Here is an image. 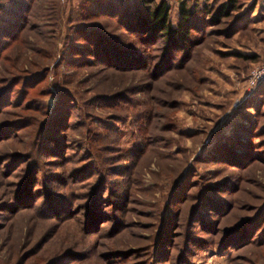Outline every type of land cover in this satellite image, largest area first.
<instances>
[{"label":"rangeland","instance_id":"374dc122","mask_svg":"<svg viewBox=\"0 0 264 264\" xmlns=\"http://www.w3.org/2000/svg\"><path fill=\"white\" fill-rule=\"evenodd\" d=\"M141 1L0 0V81L9 82L0 88L10 87L0 125L47 121L39 134L0 131L15 133L0 142V159L37 164L27 185L25 164L10 171L0 160V264H264V82L245 85L264 58V0H237L216 22L197 13L188 43L169 53L112 18L111 5L119 18ZM163 1L174 25L177 2ZM94 32L137 58L107 47L94 56ZM41 70L40 82H11ZM100 177L90 214L78 198ZM246 220L253 228L223 242Z\"/></svg>","mask_w":264,"mask_h":264},{"label":"trees","instance_id":"16d2710c","mask_svg":"<svg viewBox=\"0 0 264 264\" xmlns=\"http://www.w3.org/2000/svg\"><path fill=\"white\" fill-rule=\"evenodd\" d=\"M177 2V18H176V22L174 25H172L169 22V8L167 6V4L165 3V1L160 0L158 1V3L150 6L149 2H143V0L141 1L142 3H140V5L135 6L134 10L132 11H126L123 13L122 17L118 18V6L117 5H111V8L113 11V16L112 18H117L116 22L123 27L124 25H129L130 29L133 28L135 30V32L138 33H142L144 35H142L143 37L141 38V41L146 43V42H155V41H162L167 49V52H172L175 49H178L179 47H181L182 45H185L188 43V34L189 31L192 30V25H193V20H194V16L197 13H201L206 15H210V20L213 22H216L217 20H219L222 17H226L228 16L230 13H232L235 10H238V3L237 0H224L223 2H221L220 4H218L216 6V8H214L213 10H208L207 7L203 6L201 8H195V7H186L185 2L187 0H175ZM98 9H103L102 6H96ZM111 10V11H112ZM212 11V12H211ZM101 15H99L100 17ZM100 33L94 32V33H90L89 37L91 38V43L93 45V52H94V56L95 54H97L96 52H104V54H106L107 52H109V50H106L107 48H110V50H112L113 52H117V57L119 59L122 60H126V61H130L132 58H137L134 54H130L129 52L127 53L126 51H121L118 49H114L113 45L110 43V40L108 38H106L105 36H103L102 34L98 35ZM166 57V54L164 53V56ZM251 60L254 59V57L250 58ZM133 60V59H132ZM20 70V69H18ZM17 72V71H16ZM23 74H26V76H24ZM13 76V75H12ZM21 76H24V78H31L33 80V82H40L42 81V79L45 77V70H41V71H35L33 73L30 72H23V73H18L14 75V78L11 82H17V81H21ZM26 80V79H25ZM9 83L8 81H0V84H6ZM11 84V83H10ZM10 87H1L0 88V112L1 109L6 107L7 105H9V101H8V95H7V91L9 90ZM15 103V102H14ZM15 104H18V102L16 101ZM20 106V109H23V106L21 107L20 104H18ZM33 107V106H32ZM28 111L31 110L30 106L29 109H27ZM24 111V109L22 110ZM32 111V110H31ZM36 112H40L41 110H38V108L35 110ZM45 114V113H44ZM46 116V114L44 115V117ZM59 118H53V120H50V124H53L54 128H52L51 131L55 130V129H59L60 130V123H61V116L59 114ZM46 120V119H45ZM53 121V122H52ZM60 121V122H59ZM36 121L33 119H29V118H19V119H15L14 121H12L11 123H7V124H3L0 125V131L3 130L4 128H6V130H8L10 132V129L15 128V129H19V130H23V129H35V132L37 134L40 133V130L42 128L43 125H46L47 121L43 122V123H35ZM49 122V121H48ZM45 123V124H44ZM62 126H65L64 123L62 124ZM51 127H48L47 130L49 131ZM14 132V131H13ZM11 133L10 136H3L0 137V142L2 141H6L8 139H12V137L15 136V133ZM16 132V130H15ZM52 133V132H51ZM10 134V133H9ZM41 135H39L38 137H40ZM42 141V139H40V142ZM50 150V149H49ZM55 153H56V149ZM246 150L248 151V148H246ZM29 159L30 157L28 156H24V155H5L4 157H2L0 160L2 162V164H7V170L13 171L15 170L16 167H18L21 164H25V171H24V178L25 179V184H32L33 183V179L36 178L35 174L37 173V164L35 163H29ZM62 159V158H61ZM8 162V163H7ZM1 165V163H0ZM9 171V172H10ZM91 174H85L82 175L81 177V182H85L86 180H88V177ZM104 177H100L98 178V181H96V183L94 185H92L89 189V191H87V193H85L84 195H82V197H79L78 200H83V202H89V204H85V208H88L90 211V214H94L92 212L93 207H98L99 204H101V195L105 190V185H104ZM82 184V183H81ZM233 188L230 189L231 192ZM73 197V196H72ZM74 199V198H73ZM51 201L54 200L55 202H57V204L60 205H65L68 206V203L66 202L65 199L62 198H57L56 200L51 198ZM49 205V204H48ZM55 205V204H54ZM88 211V210H87ZM88 211V212H89ZM92 212V213H91ZM228 212V209L226 208V210H224L220 216H224L226 213ZM251 221L246 220L245 222L241 223L240 225L229 229L228 231H226L224 234V241H227L228 237H233V235H235L237 232H239V229H244V228H253V225L251 226ZM233 239V238H232ZM256 245L257 247H264V229L260 231V233L258 234V237L256 238ZM247 242H253L251 240H249L248 238L246 240H244V242L241 245H245ZM223 249H221L222 251ZM224 251V250H223ZM222 251V252H223Z\"/></svg>","mask_w":264,"mask_h":264},{"label":"built area","instance_id":"2783aa9c","mask_svg":"<svg viewBox=\"0 0 264 264\" xmlns=\"http://www.w3.org/2000/svg\"><path fill=\"white\" fill-rule=\"evenodd\" d=\"M264 82V58L253 65L247 72L245 85L248 92Z\"/></svg>","mask_w":264,"mask_h":264}]
</instances>
